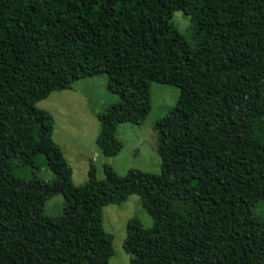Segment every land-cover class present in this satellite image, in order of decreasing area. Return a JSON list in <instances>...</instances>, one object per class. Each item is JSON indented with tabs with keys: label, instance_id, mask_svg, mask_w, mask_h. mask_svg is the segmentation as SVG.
<instances>
[{
	"label": "trees",
	"instance_id": "16d2710c",
	"mask_svg": "<svg viewBox=\"0 0 264 264\" xmlns=\"http://www.w3.org/2000/svg\"><path fill=\"white\" fill-rule=\"evenodd\" d=\"M99 73L117 97L97 115L105 156L122 147L118 123L147 115L151 83L179 88L153 125L159 173L104 164L98 179L88 161L73 183L35 103ZM130 194L152 224L126 221L128 264H264V0H0V264H107L101 208Z\"/></svg>",
	"mask_w": 264,
	"mask_h": 264
},
{
	"label": "rangeland",
	"instance_id": "374dc122",
	"mask_svg": "<svg viewBox=\"0 0 264 264\" xmlns=\"http://www.w3.org/2000/svg\"><path fill=\"white\" fill-rule=\"evenodd\" d=\"M171 21L190 42H193L187 17L174 12ZM105 84L106 75L99 73L76 80L69 89L52 91L46 98L35 103L37 107L51 115V138L70 165L72 181L76 185L86 179L88 161L94 165L95 176L98 179L103 178L104 164L111 166L119 175H123L129 168L153 174L160 171V159L156 150L157 135L153 125L175 103L179 88L151 83L150 109L147 115L140 124L118 123L115 137L121 142L122 147L116 155L105 156L95 143L100 127L97 115L117 99L115 94L107 90ZM15 169L24 177L29 173V168L22 160L15 162ZM35 175L45 181L53 178L52 172L42 164ZM61 208L62 196L57 194L44 203L43 212L56 216ZM255 211L264 219V201ZM133 217L145 228L152 224L151 217L140 205V198L136 194L128 195L120 203H109L101 208L102 229L111 235L112 254L107 264H128L130 255L124 252L122 242L125 237L126 221Z\"/></svg>",
	"mask_w": 264,
	"mask_h": 264
}]
</instances>
